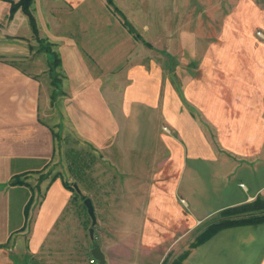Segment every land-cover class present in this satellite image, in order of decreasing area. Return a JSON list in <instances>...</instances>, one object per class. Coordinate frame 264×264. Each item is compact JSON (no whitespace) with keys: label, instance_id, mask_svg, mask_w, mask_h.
Returning a JSON list of instances; mask_svg holds the SVG:
<instances>
[{"label":"crops","instance_id":"0c3cea01","mask_svg":"<svg viewBox=\"0 0 264 264\" xmlns=\"http://www.w3.org/2000/svg\"><path fill=\"white\" fill-rule=\"evenodd\" d=\"M9 11L0 0V264H37L50 251L71 200L61 178L39 181L61 154L57 130L143 188L125 209L124 247L145 264H163L220 210L264 195V2L237 0L219 41L179 78L144 60L105 0H32L36 34L21 9ZM41 43L59 58L52 72ZM187 250L180 264H264V222Z\"/></svg>","mask_w":264,"mask_h":264},{"label":"rangeland","instance_id":"374dc122","mask_svg":"<svg viewBox=\"0 0 264 264\" xmlns=\"http://www.w3.org/2000/svg\"><path fill=\"white\" fill-rule=\"evenodd\" d=\"M236 1L112 0L113 5L118 7L139 33V41L143 40L139 46L143 51L144 60L166 65V68L168 66L170 73L177 77V72L182 75L188 74L189 69L193 67V63H190L192 60L204 59L209 43L219 41L218 35L224 16L231 10V6L233 8ZM256 34L259 36L261 32L258 31ZM41 46L45 47V43H41ZM54 73L55 78H58L57 73ZM56 136L58 154L60 152L61 154L58 157L56 155L54 160H58L54 161L46 174L39 177V181L49 175L61 178L71 186L68 189L71 192V200L63 217L47 238L49 244L52 242V246L48 248L50 251L46 256L40 257V263L37 264H98L91 255L94 246L101 248L105 264H145L143 259L149 257L142 258L138 248H130L127 253L124 247L125 209L141 202L137 200L141 198L132 196H141L143 188L124 184V180L117 177L118 168V171L112 168L110 159L105 154L94 151L71 133L57 130ZM65 149L69 150L71 159L83 166L84 172L80 175L83 180L69 172L64 157ZM73 184L77 185L81 195L91 198L93 202L96 216L93 238L89 235V228L92 227L91 218L83 205L82 197L73 190ZM111 191L114 192L112 197ZM257 198H261L260 202L246 208L248 213H261L264 210V195ZM141 211L142 209H138V212ZM138 214H135L134 219L141 217L137 216ZM215 217V215L209 217L195 232L188 234L173 253L165 258L164 264L173 263L176 258L187 252L189 247L195 245L207 223L212 222ZM46 247L47 244L44 248Z\"/></svg>","mask_w":264,"mask_h":264},{"label":"trees","instance_id":"16d2710c","mask_svg":"<svg viewBox=\"0 0 264 264\" xmlns=\"http://www.w3.org/2000/svg\"><path fill=\"white\" fill-rule=\"evenodd\" d=\"M4 1L9 2V4H10L9 17L11 18L17 9H21V11L29 19L31 30L33 31L34 34H36L37 33L36 21H35L33 14H32V11H31L32 0H4ZM106 3L110 7L111 11L115 15H117V17L120 18L123 26H125L127 28V30L138 39L140 37L139 33H137L135 31L132 24L122 15V13L118 10V7L113 5L112 0H106ZM140 41L143 42L142 39H140ZM45 47L48 50L49 54L52 55L51 57L53 58V61L51 62V66H50L51 72H52V70H54L55 67L59 64V58H58L57 54L51 50V47L49 46V44L46 43ZM52 84L55 87L58 86V84L56 82H52ZM64 157H65V160L67 162V168L69 169V172H71V174L76 175L77 178L79 177L81 180H83V178L80 176L84 172L83 166L78 164V162H75L74 159L70 158V153H69L68 149H65ZM82 161L84 163L85 159H83ZM74 185L75 184H73V187H72L73 190L75 191V193L77 195L82 197V201H83L86 198V196L81 195V192H79V190H76ZM64 186L67 189L71 188V186L67 182H64ZM260 199L261 198H259V199L256 198L250 202H246L243 204L227 207V208H224V209L220 210L219 212L215 213L214 214L216 216L215 219L212 220V222L207 223V226L205 227L202 234L199 236V238L196 239L195 244H198V243L205 241L207 238L211 237L213 234H215L216 232H218L219 230H221L223 228L264 222V210L261 213H253L252 212L253 214L248 213V210H246V208H250L251 206L258 204L260 202ZM84 207H85V205H84ZM238 214H239V216H235ZM244 214H245V216H242ZM186 255H187V252H184L181 256H179L178 259L176 258V260L171 264H180ZM94 261H95V259H94ZM163 264H164V262H163Z\"/></svg>","mask_w":264,"mask_h":264},{"label":"water","instance_id":"95a60500","mask_svg":"<svg viewBox=\"0 0 264 264\" xmlns=\"http://www.w3.org/2000/svg\"><path fill=\"white\" fill-rule=\"evenodd\" d=\"M74 187H75L76 190H79L76 184L74 185ZM83 204L85 205L87 213H88V215L91 218L92 227L89 228V235H90L91 238H93V225L96 223L94 205H93V202H92L91 198H89V197H86L83 200ZM91 255L93 256V258L95 260L98 261V264H105V256H104V254H103V252H102L100 247L94 246L91 249Z\"/></svg>","mask_w":264,"mask_h":264},{"label":"built area","instance_id":"2783aa9c","mask_svg":"<svg viewBox=\"0 0 264 264\" xmlns=\"http://www.w3.org/2000/svg\"><path fill=\"white\" fill-rule=\"evenodd\" d=\"M165 129H167L166 127H164ZM184 202V200H182Z\"/></svg>","mask_w":264,"mask_h":264}]
</instances>
